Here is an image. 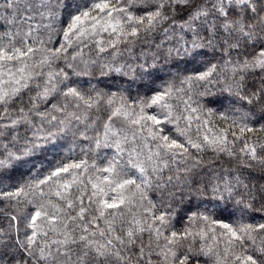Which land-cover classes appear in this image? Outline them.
<instances>
[{
	"label": "snow or ice",
	"instance_id": "snow-or-ice-1",
	"mask_svg": "<svg viewBox=\"0 0 264 264\" xmlns=\"http://www.w3.org/2000/svg\"><path fill=\"white\" fill-rule=\"evenodd\" d=\"M0 264H264V0H0Z\"/></svg>",
	"mask_w": 264,
	"mask_h": 264
},
{
	"label": "trees",
	"instance_id": "trees-1",
	"mask_svg": "<svg viewBox=\"0 0 264 264\" xmlns=\"http://www.w3.org/2000/svg\"><path fill=\"white\" fill-rule=\"evenodd\" d=\"M141 48H143V45H138L137 46V50H136V54L138 55L139 54V50L141 49ZM145 50H147V49H145ZM130 62V61H129ZM82 79H88V78H82ZM91 83L92 84H97V86L98 87H106V86H108V85H112L113 86V88L114 87H116V86H118V82L116 83V84H114L113 83V80L111 79V78H108V77H104V78H101L100 76H99V73H97L96 75H95V77L94 78H92L91 79ZM85 87H87V84L85 85ZM125 87H126V85H125ZM133 95H135L136 93H135V90H133V93H132ZM104 151H108V150H104ZM101 155H103V153H101ZM177 227H179V225H177Z\"/></svg>",
	"mask_w": 264,
	"mask_h": 264
}]
</instances>
